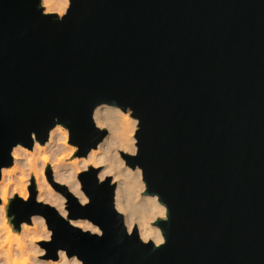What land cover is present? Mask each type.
I'll return each instance as SVG.
<instances>
[{
	"label": "water",
	"instance_id": "95a60500",
	"mask_svg": "<svg viewBox=\"0 0 264 264\" xmlns=\"http://www.w3.org/2000/svg\"><path fill=\"white\" fill-rule=\"evenodd\" d=\"M36 2L0 0V164L54 116L87 148L93 105L130 104L143 121L138 162L170 207L165 246L118 243L111 190L81 174L93 202L71 215L105 236L52 215L50 252L70 246L87 264H264V0H76L63 23Z\"/></svg>",
	"mask_w": 264,
	"mask_h": 264
},
{
	"label": "clouds",
	"instance_id": "9594fccd",
	"mask_svg": "<svg viewBox=\"0 0 264 264\" xmlns=\"http://www.w3.org/2000/svg\"><path fill=\"white\" fill-rule=\"evenodd\" d=\"M76 0H37L36 11L54 23H63ZM95 137L87 148L75 139L70 121L52 118L46 136L36 131L17 141L0 164V264H87L86 258L59 246L54 253L55 228L51 216L66 222L81 235L101 239L104 228L86 215L72 216V205L87 208L93 194L81 174L94 175L97 187L111 190L110 210L121 235L143 246L160 249L168 237L161 226L170 219V207L147 178L138 162L142 118L130 105L101 100L89 114ZM32 202L35 211L20 218L13 204ZM46 213H51L47 215Z\"/></svg>",
	"mask_w": 264,
	"mask_h": 264
}]
</instances>
